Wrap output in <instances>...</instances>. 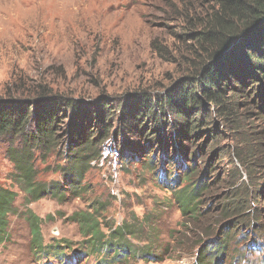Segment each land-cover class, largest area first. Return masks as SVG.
<instances>
[{
	"label": "trees",
	"instance_id": "trees-1",
	"mask_svg": "<svg viewBox=\"0 0 264 264\" xmlns=\"http://www.w3.org/2000/svg\"><path fill=\"white\" fill-rule=\"evenodd\" d=\"M177 2L182 19L166 21L176 25L173 30L178 41L188 45L191 59L166 91L152 95L142 89L120 107H111L107 100L93 102L67 93L45 78L26 83L17 79L10 83L14 88L0 96V138L8 139L10 179L24 192L27 204L45 196L61 202L67 194L80 196L88 188L85 177L93 162L102 157L103 144L115 134L145 139L148 148L159 147L165 156L174 142L175 156L167 160L177 169L158 174V182L198 230L192 264H226L237 234L246 237L250 227L256 237L264 234V0ZM152 47L162 50L157 41ZM248 124L257 128L247 129ZM203 134L207 140L198 144ZM128 146L131 158L145 153L133 142ZM53 151L64 155V163L56 166L64 185L38 179L37 153L45 160ZM180 158L182 162L172 163ZM147 159L142 160L156 171L157 161ZM224 164L228 169L221 174L217 167ZM18 196L19 191L0 186V245L12 238L10 216L18 214ZM211 198L218 201L210 203ZM101 208L104 205L98 204L93 211L69 216L82 234L77 245L83 251L64 238L46 242L44 219L27 208L30 250L64 262L69 253L86 254L96 264L153 256L149 243L138 247L132 242L141 240L144 223L125 220L106 225L105 231Z\"/></svg>",
	"mask_w": 264,
	"mask_h": 264
},
{
	"label": "rangeland",
	"instance_id": "rangeland-1",
	"mask_svg": "<svg viewBox=\"0 0 264 264\" xmlns=\"http://www.w3.org/2000/svg\"><path fill=\"white\" fill-rule=\"evenodd\" d=\"M177 1L0 0V96L14 88L10 83L17 79L16 82L26 83L42 78L55 81L58 88L86 100H107L111 107H120L142 89L152 95L163 93L186 72L191 59L188 45L178 41L173 30L176 25L166 21L168 17L182 19L183 10ZM153 41L161 45V52L152 47ZM255 128L257 125L248 124L247 129ZM205 140L203 134L197 143ZM132 142L134 148L145 151L138 158L130 157L133 149L128 145ZM8 145L7 138H0V186L19 191L15 203L18 214L10 216L12 238L0 245V264H96L86 254L69 253L65 262L35 256L29 247L25 211L31 208L44 219L46 242L64 238L83 251L77 245L83 240L82 234L69 216L80 210L93 211L98 204L105 207L100 209L105 231L106 225L135 219L145 228L141 240L132 242L138 247L148 243L152 246L151 258L131 256L112 264L194 262L199 247L195 242L198 230L187 223L170 190L158 182V174L164 172L165 176L177 169L167 160V156H175L174 142L165 156L159 147L148 148L145 139L115 134L103 144L102 157L93 162L87 173L85 192L80 196L67 194L63 202L45 196L31 204L26 203L24 192L10 179L13 164L7 157ZM122 149L128 154L124 155ZM208 151L206 156H211ZM149 156L157 161L156 171L142 160L148 161ZM172 161L182 162L181 158ZM36 163L39 180L65 184L56 168L64 163L61 152L53 151L45 160L37 153ZM227 167L221 165L217 171L222 174ZM214 200L211 198L210 203ZM246 232V237L236 235L237 242L235 239L231 243L232 259L229 257L226 264H264V234L256 237L251 227Z\"/></svg>",
	"mask_w": 264,
	"mask_h": 264
}]
</instances>
